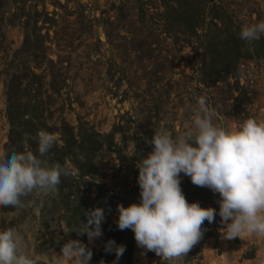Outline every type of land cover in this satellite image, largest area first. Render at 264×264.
<instances>
[{
	"label": "rangeland",
	"instance_id": "rangeland-1",
	"mask_svg": "<svg viewBox=\"0 0 264 264\" xmlns=\"http://www.w3.org/2000/svg\"><path fill=\"white\" fill-rule=\"evenodd\" d=\"M213 3L241 28L264 20V0ZM161 13L158 0H6L0 41V151H11L5 90L14 73L23 76L29 110L42 114L49 126L66 121L76 132L106 135L115 130L113 142L125 156L124 163L117 152L103 148L94 159L95 174L81 177L70 165L80 194L93 208L138 184L137 167H131L138 150L152 147L154 130L166 127L174 136L184 131L199 97L207 98L221 126L237 125L232 102L239 90L248 96L251 118L264 119V62L241 60L235 77L202 83L196 49L202 52L203 31H198L199 40L186 43L184 36L165 32ZM26 20L42 37L35 55L29 54L31 49L22 50ZM51 134L59 139L58 133ZM45 198L35 193L25 197L23 209L0 205V229L17 228L25 250L43 264H69L60 254L70 238L82 240L92 251L105 244L104 233L89 241L86 234L82 239L70 231L81 222L68 224L66 211L54 207L50 197L41 213ZM104 214V221L114 217L109 210ZM222 227L200 245L196 258L174 264H256L257 257H264V237L227 240ZM157 257L154 252L142 255L136 245L131 264H156Z\"/></svg>",
	"mask_w": 264,
	"mask_h": 264
},
{
	"label": "clouds",
	"instance_id": "clouds-1",
	"mask_svg": "<svg viewBox=\"0 0 264 264\" xmlns=\"http://www.w3.org/2000/svg\"><path fill=\"white\" fill-rule=\"evenodd\" d=\"M262 35L264 20L242 26L239 33L240 39L249 44ZM197 105L184 131L174 136L166 127L154 130L149 141L152 151L136 161L139 199L127 206L117 205L118 229L134 233L142 255L154 252L168 264L186 257L203 239L205 221L211 224L217 215L216 208L186 199L182 174L193 185L219 194L218 215L224 239L264 237V119L253 117L235 127L221 126L215 122L216 113L206 97H199ZM57 141L54 134L42 130L35 153L0 151V205L23 209V198L34 193L58 194L61 177L70 175L71 169L44 159ZM132 156L135 154L129 158ZM85 215L87 220L70 231L86 234L89 241L103 236L104 209L95 207ZM104 247L106 253L115 254L111 264H119L126 246L109 239ZM60 255L69 264H91L93 252L82 240L70 238L62 245ZM0 264L43 262L25 250L20 231L9 227L0 229ZM256 264H264V257H257Z\"/></svg>",
	"mask_w": 264,
	"mask_h": 264
},
{
	"label": "trees",
	"instance_id": "trees-1",
	"mask_svg": "<svg viewBox=\"0 0 264 264\" xmlns=\"http://www.w3.org/2000/svg\"><path fill=\"white\" fill-rule=\"evenodd\" d=\"M141 1V0H136ZM162 8L161 18L164 30L167 33H173L175 36H184L185 42L192 44L193 38L197 40L203 37L199 48L202 52L199 54L196 49V55L199 57V73L202 83L225 82L229 78L236 76L237 69L241 60L260 59L264 62V37L251 44L243 41L239 37L241 27L235 24L230 16L219 9L213 0H158ZM6 5V0H0V41L2 39V25L4 22L2 13ZM209 18L208 22L206 19ZM36 23V22H35ZM24 39L22 50L35 55L37 46H41L42 37L36 34L35 25L31 26L29 20L23 23ZM202 30L201 36L198 31ZM36 46V47H35ZM33 50V51H32ZM22 78L18 73H14L6 84V119L9 124L7 146L12 151L31 150L34 153L38 147V133L47 131L48 133L56 132L59 139L49 153L44 157L50 164L59 163L62 166L70 165L77 167L80 176L86 174H95L94 159L98 152L103 148L108 151L117 152V157L124 163L125 156L113 142L115 130L106 135L97 132H80L75 131L74 127L62 121L59 126H49L47 119L42 114H35L29 110V105L25 102V89L22 87ZM55 79L52 80L51 87H54ZM238 89V83L235 84ZM249 102L246 93L239 90L237 96L233 98V114L236 123L251 118L247 103ZM60 141V144L58 143ZM152 151V147L139 149L136 158L131 163V167L136 165L138 158L147 155ZM71 163V164H70ZM138 172V169H137ZM181 187L185 193L186 199L191 201H199L202 206H212L217 209V215L213 223L209 224L205 221L203 225L205 231L203 239L199 241L183 258L184 261H191L200 253V245L215 234L216 228L221 225L218 215L219 194H214L206 187H199L192 184L189 177L181 176ZM80 185L76 181L74 175L61 177L59 192L57 195H46L44 206L41 213L45 210V206L49 204L47 198H51L54 207L60 206L67 213V223L79 225L80 222L87 220L85 212L93 209L88 199L80 194ZM139 199L138 184L125 190L119 198L107 196L100 207L109 210L114 214L110 218L102 222V231L104 233L105 243L109 239H114L117 244L126 246V251L119 260V264H131L133 252L136 246L134 233L128 229L121 231L118 229L116 220L118 218V204L127 206L129 203ZM84 235H80L83 239ZM105 244L97 251H92L91 264H111L115 259L114 253L105 252ZM156 264H168L167 261L156 258Z\"/></svg>",
	"mask_w": 264,
	"mask_h": 264
}]
</instances>
